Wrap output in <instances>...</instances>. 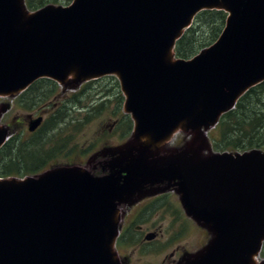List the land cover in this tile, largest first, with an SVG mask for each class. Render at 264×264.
Returning a JSON list of instances; mask_svg holds the SVG:
<instances>
[{"label":"water","instance_id":"obj_1","mask_svg":"<svg viewBox=\"0 0 264 264\" xmlns=\"http://www.w3.org/2000/svg\"><path fill=\"white\" fill-rule=\"evenodd\" d=\"M204 9L228 13L222 33L193 57H176L177 40ZM107 74L118 76L125 93L132 140L118 150L121 159L106 162L108 176L63 166L0 178V264H117L115 200L132 198L148 178L179 180L172 185L186 210L215 230L187 264H264L256 260L264 241V150L145 155L179 129H211L264 81V0H72L35 11L25 0H0V95L43 77L75 87ZM7 110L2 105L0 116ZM8 136L0 125V148Z\"/></svg>","mask_w":264,"mask_h":264},{"label":"flooded vegetation","instance_id":"obj_2","mask_svg":"<svg viewBox=\"0 0 264 264\" xmlns=\"http://www.w3.org/2000/svg\"><path fill=\"white\" fill-rule=\"evenodd\" d=\"M48 82L55 83L53 80ZM86 86L88 85L85 82L74 90L70 84L57 87L56 92L52 94L51 101H54V104L49 106L48 103L47 108H43L42 105L37 107L29 105L26 102L31 95L28 90L7 99L9 109L5 115L8 114L6 127L10 132V141H14L18 136L28 138L35 133L51 137L47 143L53 148L52 158L39 172L54 167L82 166L95 177L108 176L111 172L105 167L106 162H110L115 156L121 159L116 152L133 138L134 123L131 115H121L118 108L114 111L111 109V111L108 110L110 121L100 125L99 135L94 140H90L86 149L81 147L80 139L77 137L78 132L84 130L89 121L99 118L94 116V113L100 110L99 104L105 105L111 100L110 96L104 93L106 95L100 99L77 107V93ZM121 99L124 103L123 96ZM79 115H82V118L76 119ZM39 117H42L40 126L31 131L29 127L32 121ZM126 117L128 121L125 120ZM81 119L85 123L78 124L77 122ZM55 123L59 125L54 126ZM205 136L207 137L186 134L182 130L175 132L165 143V150L170 152L198 137L200 138L198 148L203 152L205 148L211 149L215 146L211 140L210 131L206 132ZM162 147L164 145L158 148ZM120 173L118 183L122 185L125 173ZM177 181L179 180L175 182ZM141 184L144 188L136 192L128 202H122L120 198L115 200L118 214L113 252L116 255L117 264H180L187 256L194 255L193 252H195L189 245H185L190 232L200 234L194 248L196 245L202 247L206 245L205 236L201 234L205 232V227L186 214L180 196L174 189L167 188L169 180L156 181L152 178L151 182L148 178L142 180L139 185ZM175 206L183 208L187 215V222L182 221L176 214ZM189 243H191L190 240ZM160 255L159 260L158 258L156 261L151 260Z\"/></svg>","mask_w":264,"mask_h":264},{"label":"trees","instance_id":"obj_3","mask_svg":"<svg viewBox=\"0 0 264 264\" xmlns=\"http://www.w3.org/2000/svg\"><path fill=\"white\" fill-rule=\"evenodd\" d=\"M59 1L63 2V0H26L32 10L44 6L47 2ZM65 1L69 4L71 0ZM226 18L227 13L224 10L211 9L199 12L193 24L177 41L176 55L188 59L211 45L222 32ZM43 80L44 78L33 83L28 91L35 90L37 82ZM53 89V92L57 90L55 87ZM39 92L40 88L37 93ZM53 92L49 90L48 94ZM86 92L87 89L84 88L77 93V104L81 103ZM103 105V103L99 104L100 109ZM78 124L83 122L78 121ZM43 137L40 133H35L28 138L16 137L14 141L11 140L14 144L10 140L5 142L0 148V177H22L39 172L47 165L52 158L53 148L49 150L46 148L44 151L39 140ZM210 137L216 147L222 151H245L255 147L264 150V81L251 87L240 97L233 109L222 115L217 126L210 131ZM262 255L264 256V247Z\"/></svg>","mask_w":264,"mask_h":264},{"label":"rangeland","instance_id":"obj_4","mask_svg":"<svg viewBox=\"0 0 264 264\" xmlns=\"http://www.w3.org/2000/svg\"><path fill=\"white\" fill-rule=\"evenodd\" d=\"M71 1H70V3H71ZM66 3H67V1H65V0H63V2H60V1L59 2H47L44 6H47V5H53V6L67 5ZM44 6H42V7H44ZM42 7H39V8H42ZM48 81H49L48 79H46V80L44 79L43 81L37 82L38 83L37 88L35 90L29 92V94L31 93V95L26 100V102L29 105H32V106L36 105V107H37V105H42L43 108H47L48 107V103H49V106H52L54 104V101H51L53 99L52 94L56 92V91L53 92L54 91L53 88L54 87L57 88V87H60V86H64L65 83H61V82H55L54 83V82H48ZM81 83L82 82H80L79 85ZM86 84L88 85L87 86L88 90L84 94V96L82 97V99L80 101L81 103L78 104L77 107H81V106H84L87 103H90L92 101L98 100L102 96H105L106 94H108V96H110L111 100L109 101V103L103 105L102 109H100L99 111H96L94 113L95 117H99L98 119H95V117H94L93 119H95V120H93L92 122L89 121L87 127L84 128V130H81L80 132H78V136L77 137H79L80 144H81V147L83 149H86L88 147V144H89L90 140H94L95 137L99 135L98 128L100 129V125L101 124L105 125L106 123H108L110 121L109 120V116H108L109 115L108 110L111 111V109H113V111H114V109L118 108V110H119L121 115H123V114L125 116L128 115V114H126L125 109H124L123 99H121L122 96L125 97V93L121 90V83L117 79L116 76L108 75V76H104V77H101V78H98V79H92V80L87 81ZM39 88H40V92L37 93ZM49 90H51L53 93L48 94ZM21 93H23V91L18 93V94H16V95H20ZM104 93H106V94H104ZM16 95L9 96V99L15 97ZM37 95H39V96L37 97ZM80 96H82V94ZM7 99H8V97H0V107L2 105L6 104ZM6 112H3L2 115L0 116V125L4 126V127H6V123H7V115L8 114L5 115ZM78 118H82V115H79V117H76V119H78ZM126 118H125V120L128 121V117H126ZM80 121L85 123V121L83 119H81ZM57 125H59V124L55 123L54 126H57ZM178 131H181V129L177 130V132ZM182 131L186 132V134L190 133V134H193V135H199V136L202 135L205 138L207 137V136H205L206 132H203V134H201V132H198V133L195 134V133L192 132V130H189V131L182 130ZM49 138H51V137L46 135V137L44 136L43 138L39 139V140H41L40 144H42V146L44 147V151H45L46 148H47V150H49L51 148V145H48V143H47ZM199 145H200V138L195 137L190 143L183 144L182 146H180L177 149H174V150H172L170 152H169V150H165V144H164V147H162V148H158V146H155L150 151H146L145 155H146V157H148L150 159H153V158H156V157H158V158H167V157H170L172 154L178 153L180 151L187 150L188 147H191V149L194 150V152L195 151H199V153L196 156V157L199 158V157H202V156H208L211 153H218L219 151H222V150L219 149V147L217 148L216 145H215L211 149L205 148L204 151L202 152V150L200 148H198ZM162 146H163V144H162ZM224 151H228V150H224ZM50 152H51V150H50ZM119 152L117 151L116 154L119 155ZM237 152H241V151H237ZM14 153L15 152L13 151V154ZM37 173L39 174L41 172H35V173H31L29 175H35ZM174 182H175L174 180H169V184H168L167 188L168 189H174L176 191V193L180 196V200H181V194L178 192V189H177L178 187L172 185V183H174ZM132 198H129V199H126V200H121V201L122 202H128V200H130ZM181 203H182V206H183L186 214H188V216H190L191 218L196 220V222L198 221L200 224H202L205 227V232L204 233L201 232V234H204V236H205L204 240H205L206 245L204 247L196 245V247L194 248L197 240L200 238L199 237L200 234H198L197 232H190L188 237H187L188 242H185V245H189V247L193 248L194 251H195V252H193L194 255H191L192 257L191 256H187L185 258V260L180 262V264H187L190 260L195 258L196 255H198L199 253H201L202 251L205 250V248L212 242V240L215 237L216 233H215V230L210 225L205 224L202 221L198 220L196 217L192 216L186 210L182 200H181ZM183 208L181 206H175L174 210H175L176 214L180 217V219L182 221L187 222L188 221L187 217H186L187 215L185 214ZM117 214H118V212H117ZM169 218H170V216L167 218L166 224L169 221ZM189 240H190L191 243H189ZM183 244H184V242H183ZM113 251H114V249H113ZM115 258H116V255H115ZM156 258H158V260H159L161 258V255L158 256V257H153L151 260L156 261ZM258 259L259 260H264V257L261 255V256H259Z\"/></svg>","mask_w":264,"mask_h":264},{"label":"bare ground","instance_id":"obj_5","mask_svg":"<svg viewBox=\"0 0 264 264\" xmlns=\"http://www.w3.org/2000/svg\"><path fill=\"white\" fill-rule=\"evenodd\" d=\"M73 75H71L70 77H72Z\"/></svg>","mask_w":264,"mask_h":264}]
</instances>
